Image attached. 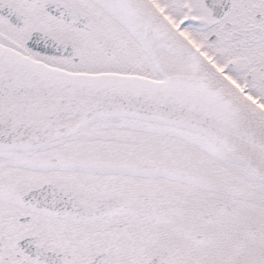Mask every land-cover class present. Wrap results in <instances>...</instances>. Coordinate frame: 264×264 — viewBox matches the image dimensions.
<instances>
[{
	"label": "snow or ice",
	"instance_id": "obj_1",
	"mask_svg": "<svg viewBox=\"0 0 264 264\" xmlns=\"http://www.w3.org/2000/svg\"><path fill=\"white\" fill-rule=\"evenodd\" d=\"M0 264H264V0H0Z\"/></svg>",
	"mask_w": 264,
	"mask_h": 264
}]
</instances>
